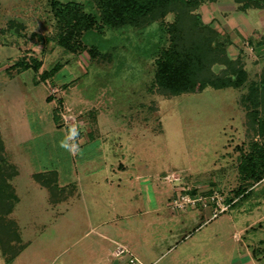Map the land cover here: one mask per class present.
I'll list each match as a JSON object with an SVG mask.
<instances>
[{"label": "rangeland", "instance_id": "374dc122", "mask_svg": "<svg viewBox=\"0 0 264 264\" xmlns=\"http://www.w3.org/2000/svg\"><path fill=\"white\" fill-rule=\"evenodd\" d=\"M56 1L77 3L99 17L97 0ZM50 4L51 0H0V133L4 156L19 172L11 181L19 202L9 218L17 222L27 244L14 261L0 250V264H105L107 257L96 253L109 241L91 231L93 204L109 202L111 217L113 209L120 211V201L102 184L136 177L133 187L127 183L129 196L160 213L155 219L160 220L162 233L192 231L186 238L182 234L180 248L201 246L210 229L236 251L254 249L257 264H264V180L250 186L238 169V147L247 149L252 139L258 140L241 104L264 68L259 67L264 65V46L255 44L257 35L244 39L236 23L232 37L244 39L246 48L238 47V58L249 73L242 88L171 96L157 88L155 74L161 54L171 44L174 13L140 27L88 31L81 40L83 48L69 53L55 41L58 28ZM207 8L205 17L201 8L204 25H209L213 12ZM235 8L234 0L214 5L229 19ZM252 14L250 19L256 21L257 10ZM231 23L235 25V20ZM222 35L232 41L228 34ZM92 49L97 58L91 57ZM33 59L42 64L39 73L12 68ZM57 65L62 66L58 73L41 79L43 71ZM213 69L218 73L222 67ZM74 126L79 136L68 143L79 145L75 155L60 147ZM120 163L126 169L118 170ZM48 172L56 173L59 195L65 198L58 204L33 177ZM241 188L249 191L238 197ZM214 192L225 206L234 202L209 229L195 231L215 212L209 197ZM183 197L197 204L176 209ZM126 229L119 225L106 236L121 243L136 241V234Z\"/></svg>", "mask_w": 264, "mask_h": 264}, {"label": "trees", "instance_id": "16d2710c", "mask_svg": "<svg viewBox=\"0 0 264 264\" xmlns=\"http://www.w3.org/2000/svg\"><path fill=\"white\" fill-rule=\"evenodd\" d=\"M218 0H97L99 17L88 14L77 3L62 4L51 0V10L57 21V45L69 53H78L82 48L83 35L91 30L108 26H144L164 19L174 13L176 20L169 28L171 44L163 51L157 63L155 80L157 88L171 96L201 93L208 88L222 90L242 88L249 73L241 58L232 59L228 47L230 40L210 25L202 22L201 8ZM239 10H263L264 0H234ZM14 22L10 23L13 28ZM97 58L95 49L90 52ZM222 67L220 72L214 66ZM42 64L33 59L19 61L12 68L20 71L33 70L39 73ZM62 68L55 66L41 74L44 81ZM246 110L248 125L253 136L247 149L240 151L238 169L245 182L256 185L264 180V68L260 81L253 82L248 93L241 98ZM0 133V250L9 261H14L26 249L20 236L17 222L9 217L14 212L19 198L11 181L19 175L18 169L8 164ZM34 179L51 192L53 203L58 202V177L54 172L38 173ZM238 197L245 196L248 188H241ZM234 201H230L231 205Z\"/></svg>", "mask_w": 264, "mask_h": 264}, {"label": "crops", "instance_id": "0c3cea01", "mask_svg": "<svg viewBox=\"0 0 264 264\" xmlns=\"http://www.w3.org/2000/svg\"><path fill=\"white\" fill-rule=\"evenodd\" d=\"M214 5L215 3L205 6L203 5V17L208 16L209 12L207 7L210 6L213 12L212 16H209L210 23H208L217 29L221 34L223 32V34H228L232 38L231 44L228 48L232 59L238 58V55L241 53V51L238 50V47L241 49L246 48L243 43L244 39H248V37L251 38L254 35H257V41H255V44L264 46L263 10H257L258 14L256 15H259V18L256 19V21H253V19H250L251 15H253V10L241 12L238 8H235L234 17L229 19L223 17L219 12H217L214 9ZM222 18L224 19L225 23L223 22ZM233 19L235 20V25L231 23L232 21L234 22ZM236 23L238 27L241 28L242 32H244L242 37H246L241 39V41L236 40L235 37L233 39L232 37L233 33H236ZM262 66H264L262 63L259 64V67ZM101 167L102 165L99 168ZM125 167L126 166H124L122 163L117 165L118 170L126 169ZM138 178L139 177H136V180H133L132 178L130 180L126 179L124 182L120 181L117 183L112 180L110 181V179L107 178L109 181L107 180L105 183L106 185L102 184L104 188L109 190V195L111 193L116 195L115 197L118 200L115 201H120V211L118 208H116V210L113 209L111 217L109 202L104 204L99 200H95L96 204H93V213L90 221L91 231L103 240L109 241L107 247H103L105 248L104 250L102 249L103 251L100 250L98 253H96V256L103 254L107 257L105 264H128L127 256H116L118 247L126 248L130 255L136 258L138 264H257L258 261L256 259V251L254 249L253 250L255 252L252 250L242 253L240 249L236 251L234 245H227L223 240L219 239L217 235H212V230L209 229V225L213 224L214 220L216 219L213 218V216L203 223L201 228L195 229V231L198 229H209L206 231V233H204L205 241L201 244V246L198 245L192 247L186 245L180 248L178 245L180 238L183 236L184 238L188 237L192 234V231L188 229L190 230L188 235L185 234L187 231H185L183 234L181 230L174 232L170 231V229H167L166 231L163 230L162 233L160 220L155 219L156 217L159 218L160 213L151 206L144 208L143 205L141 207L140 200L137 198L132 200L129 196H132V194L126 189L127 183H131V187H133L135 183L132 182H137ZM124 194H126L127 197L124 196ZM93 195L96 196L95 194L90 193V196ZM62 199L64 200L65 198H63V196L58 197V202L54 204L62 202ZM112 203H114V199ZM147 216L149 219L152 218V220H147ZM119 225H121V229H126L128 226L129 229H126V232L129 234H136V241L128 239V242L121 243L119 241H114L113 239L111 240L106 236V234L112 232L114 229L119 228ZM244 230L240 231V233H236L234 237L238 239L241 232ZM162 235L164 238H161ZM125 240H127V238H125L124 241ZM181 242L182 241L180 240V243ZM122 257L125 259L123 261L119 260Z\"/></svg>", "mask_w": 264, "mask_h": 264}, {"label": "built area", "instance_id": "2783aa9c", "mask_svg": "<svg viewBox=\"0 0 264 264\" xmlns=\"http://www.w3.org/2000/svg\"><path fill=\"white\" fill-rule=\"evenodd\" d=\"M209 197H210V200L212 202H214L215 206H216L215 212L213 214V218H216L220 212H226L229 209L230 205L229 204H228V206L224 205V203L222 201V197L219 194V192H214ZM187 203L189 205L195 206L197 204V201L191 200L189 197H183V201L176 202L174 206L176 209L184 208ZM116 256L117 257L127 256L128 257V264H138V261L136 260V258H134L132 255H130L128 250L124 247H118L117 248Z\"/></svg>", "mask_w": 264, "mask_h": 264}, {"label": "clouds", "instance_id": "9594fccd", "mask_svg": "<svg viewBox=\"0 0 264 264\" xmlns=\"http://www.w3.org/2000/svg\"><path fill=\"white\" fill-rule=\"evenodd\" d=\"M78 136L79 131L77 127H72L71 129H69V133L65 137V139L60 141V147L75 155L79 151V145L77 143L69 144L68 141H74Z\"/></svg>", "mask_w": 264, "mask_h": 264}]
</instances>
